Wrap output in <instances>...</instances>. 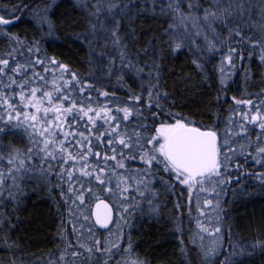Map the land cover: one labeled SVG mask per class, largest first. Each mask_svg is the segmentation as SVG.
<instances>
[{"label":"snow or ice","instance_id":"6c2138e0","mask_svg":"<svg viewBox=\"0 0 264 264\" xmlns=\"http://www.w3.org/2000/svg\"><path fill=\"white\" fill-rule=\"evenodd\" d=\"M75 3L83 9L85 15L88 17L85 33H75V38L80 39L81 36L88 38L87 43L90 55L95 53V44L101 37L103 38L101 49L111 47L117 53V57H108L106 74L112 76L115 70L118 74V82L123 80L124 73H131L136 77H142V75L147 77L144 108L142 109L139 106L142 96L137 94L129 95L127 101V104H131L133 107H128L127 104L124 107H116L115 114H112L113 109L107 105L100 106L98 111L94 110L90 106V96L87 97L89 102L87 108L84 107L83 100L80 106L77 107V102L71 99L70 95H65V93L71 91L67 87L62 88L53 84L52 91L33 87L32 84L36 81H39L45 88L47 87V82L39 73L33 71L32 77L27 80H24L22 77L23 82L19 84H17L12 76H8V80L11 83L6 87L16 85L20 89L19 102L25 107H33L35 112L30 114L23 109L17 111L14 105L5 98L4 92H0V104L10 109V111H5L3 115H0V120L7 117L5 128L10 127L14 122L16 127H24L26 132L31 129L29 132L30 139L36 136L40 138L39 144H35L34 141L37 149L35 153H33L31 148L28 149V159H31L32 155L39 156L41 158V166L38 170L26 167L25 161L19 158V150L14 149L16 160H8L9 168L6 174L0 172V199L4 198L3 194L7 191L8 199L16 205V208H14V211H16L20 203L17 194L23 192L19 181H22L25 176L38 171L41 182L47 183L48 176L53 168V162L66 163L67 160L75 162L76 157L66 151V144L70 145L74 141L80 146V140H77L76 136H79L86 143L90 144V141L84 137L82 132H64L63 126H65L68 119L77 121L82 117H86L90 123L95 124L93 116L89 115L91 112H95L96 116H99L101 112L104 113L105 118L101 127L108 125L105 129L108 135L107 145L112 146L115 143V146L109 149L112 155L109 156L105 153L102 162L98 160L94 167L89 166L88 156L86 155V153H91V147H88L85 151L78 150L79 158L82 162L80 169L82 177L89 178V185L95 182L96 189L94 190L91 186L81 184L78 189L70 186L69 191L75 196L72 203L76 206L84 221L90 219V215H86L85 213L91 214V205L95 204L96 223L102 225L104 228H107L108 224L112 221V209L102 196H107L109 199L114 200L118 212L121 213L117 219L118 233L121 232L122 228H131L125 217H130L132 212L138 207V202L128 204L129 198L126 193L129 188H133L140 197L147 201L150 215L154 217L160 215L159 206L153 204V200L157 199L158 196V193L153 188V183L159 180L166 190H171L173 187L170 181L165 180L160 175L161 172L173 176L175 181L188 185L189 188L197 183L202 187L205 180L211 182L213 177L219 183H230V181H225L221 178L220 170L224 168L227 171L231 159L230 153L237 155L236 150L230 145L232 136L236 138H248L249 143L247 146H239L240 154L245 153L246 147L251 148L254 146L255 157L253 158L264 167V100H261L258 105H253L252 100L239 101L235 97L232 98L236 105L247 104L254 107L256 111L254 114L250 112L241 113L239 120L234 125L238 127L239 131L229 135L231 129H226L222 143H218L216 131L203 125L197 127L195 126V122L190 118L166 111L167 105L162 102L170 100L169 93L164 90L163 86L162 73L167 67L163 61H166L169 57L179 55L184 48H187L189 52H192L193 49L186 21L191 24L197 36L203 37L204 49L207 50V53L227 49L226 54L221 57L218 67L221 91L226 88L225 68L235 69L237 61L242 62L245 59L243 51L245 47L249 49L247 53L248 59H251L253 54L258 52L259 61L264 65V28L261 29V35L258 39L244 34V28L246 27L244 16L247 10L243 0H235V2L234 0H227V7L220 6L221 0H210L212 6L208 8L199 5L196 0H186L187 14L182 11L180 0H75ZM58 6L57 0H50L49 4L43 8L38 10L32 9L28 19L41 33L46 28V34L52 35L57 29V24L51 16L54 15L53 8ZM27 7L26 3L11 7L5 6L3 11L8 12L12 18L8 19L4 15H0V35L12 43L21 46L20 48H10L7 52V59L0 58V73H4V69L9 65L10 59L15 61L14 53L21 52L24 48L29 53L33 51L39 53L41 51L39 41H32V47H28L26 41L6 31L7 28L19 23L23 18L22 15L17 16L16 12L21 8ZM157 8H159L158 13ZM198 13H203V15H199ZM146 15H151L154 18L157 15L159 17L171 15L173 21H178V25L177 23H169L168 27L164 28L159 36L147 41L148 47L136 48V45L139 43L137 39V32L139 31L136 27L137 21ZM234 17L238 18L235 22H233ZM201 22L207 27V32L201 28ZM63 23L68 28H74L79 26L80 21L69 16L63 19ZM217 23L227 30L228 35L226 37L221 38L220 33L217 32L215 27ZM209 33H211V37ZM163 37H167V39L163 40ZM157 41H162L163 46L157 44ZM129 45L136 50L132 51ZM150 50L152 55L149 56L148 60L143 61V66H140L142 63L141 56H148ZM196 52L202 53L203 50L199 46H196ZM100 55L103 56L104 52L102 51ZM117 58L119 60V67L116 66ZM47 59L48 63L59 68L61 73L69 71L67 65L59 63L55 58ZM200 60L207 62V57L200 55L199 58L193 59L192 63L202 74L204 81L207 82L209 79L207 70ZM35 64L44 65V60L37 59L27 65L16 63V67L12 68L11 71L13 73L23 72L26 75L28 68L34 67ZM145 69H147L146 72ZM44 72H49L48 67H44ZM69 74L71 81L78 83L76 73L70 72ZM249 75V70L245 69V76L248 77ZM262 77H264V73H262ZM71 81H62V84H69ZM0 83H2V80H0ZM85 87L89 91L93 90L92 85H84L79 89V92L83 93ZM25 89H27V95H25ZM37 92L41 93L39 97L37 96ZM97 94L103 96L105 99H119L115 94L110 96L108 92L97 90ZM259 95L264 96V90ZM217 100H219V96H217ZM56 101H59V103ZM65 103L68 104V107L64 106ZM172 103L174 104L175 102L172 101ZM144 110L148 111V116L144 115ZM50 113L51 119L48 118ZM21 116H23V120H21ZM130 117H134L140 121L131 131H129L126 124L124 127H121V122H127ZM149 119L151 120L150 124L146 122ZM229 120L232 121L231 116ZM168 121L172 122L169 123ZM252 125L258 126L260 130L255 142H252L248 137V128ZM0 131H4V129H0ZM70 135L73 137V141H68ZM58 136L62 137V139H57ZM96 139L99 142L100 138L97 137ZM222 149H225V151L222 152ZM92 154L97 158L101 157L100 152ZM248 155H251V153H248ZM0 159H3V157H0ZM136 160L142 163V168H126L125 161ZM109 161L112 162L111 165ZM17 164L19 165L18 167L16 166ZM44 164H47L48 167H43ZM236 167L239 168L240 166L236 165ZM120 169L130 174L127 176L121 174L120 178L113 184V178L117 176ZM58 175L61 177L66 175L71 178L72 172L60 169ZM257 175L261 179V191L264 192V173ZM9 179L11 180V185L5 189L4 185ZM238 182L239 179L237 178ZM141 188H143V191H141ZM145 193H148L151 199ZM233 194L235 195V193ZM61 195H64L63 191ZM205 203L212 205L211 201H206ZM214 207L223 211L220 208L219 201H217ZM101 208L104 209L103 213L100 211ZM177 208H179L178 204ZM18 219L19 217H17ZM15 227L11 222V218L0 213V244L10 252L19 250V245L16 241L11 240L10 236L11 230ZM87 231L90 240L87 243H81L78 237L77 245L71 251L73 261L83 257V264H109L114 253L121 251L119 244L107 240L102 242L100 239L95 238L92 229H88ZM201 231L207 232L208 229L201 228ZM177 232H179V228H177ZM120 238V236H117V240ZM196 238L193 237V240L195 241ZM198 238L201 241L199 252L205 264H207L209 260L218 256L221 252L223 247L221 230L219 227H215L212 230L211 239L207 244L203 242L202 236ZM67 247L72 248L71 245H67ZM230 247H232L231 244ZM251 247L255 248L256 245H252ZM259 247L264 249V242H260ZM123 251L125 257H130L132 254L130 232L127 248ZM237 251L242 252L243 250ZM235 254L236 252L226 254L222 264H236V260L234 259ZM180 255L186 259L182 240ZM64 259L65 257L62 252L55 261L49 258L46 262L36 260L34 264H63ZM9 264H17V262L15 259H10ZM117 264H144V262L129 261L127 258H122Z\"/></svg>","mask_w":264,"mask_h":264},{"label":"trees","instance_id":"16d2710c","mask_svg":"<svg viewBox=\"0 0 264 264\" xmlns=\"http://www.w3.org/2000/svg\"><path fill=\"white\" fill-rule=\"evenodd\" d=\"M49 2L50 0H0V15H4L8 19L12 17L9 16L8 12L3 11L5 6L11 7L21 3L28 5L27 8H21L16 12L17 16L22 15L23 17L20 22L7 28L6 31L26 41L28 47H32V41H39L41 49L39 53L35 51L29 53L26 48L22 49L21 52L14 53V58H17V60L10 66L8 65L7 68L13 65L16 66V63H18L16 61L21 59L24 62L23 64L27 65L42 58L44 65L35 64L34 67L28 68L27 71L30 74H33L34 71L44 77L47 87H43V90L52 91L53 84L60 85L62 88L67 87L71 91L65 93V95H70L71 99L77 102V107L80 106L83 100L84 107L87 108L89 106L87 97L90 96V106L94 110L98 111L100 106L107 105L113 109L112 114H115L116 107H124L127 104L129 95L137 94L142 96L139 106L143 109L147 77L143 75L142 77H136L131 73H124L123 80L118 82V74L115 70L112 76L106 74L108 57H117V53L111 47L101 49V44L103 43V38L101 37L95 44V53L90 55L87 43L88 38L85 36H81L80 39L75 38V33H85L88 20L83 9L75 3V0H57L59 6L53 8L54 15L51 16L57 24V29L52 35L46 34V28L41 33L33 26V23L28 19L32 9L43 8ZM196 2L199 3L202 0H196ZM180 3L181 7H186L187 9L186 0H180ZM158 12L159 8H157ZM69 16L80 21L79 26L74 28L66 27L63 19ZM169 23H175L171 15L164 17L157 15L155 18L151 15H146L138 20L136 27L139 29L137 32L139 43L136 48L148 47L147 41L159 36L163 29L168 27ZM166 39L167 37H163V40ZM194 39L193 37L191 38L193 43L192 52L184 48L179 55L169 57L166 61H163L167 65L162 73L163 86L164 90L169 93L170 100L162 102L167 105L166 111L190 118L197 127L203 125L216 131L218 143H222L226 129H231L229 135L239 131L238 127L234 125L239 120V115L236 112L241 110V108L236 106L232 98L235 97L239 101L251 99L261 101V98L255 95L264 83V77H262L264 65L260 63L259 55L254 53L251 59L247 58L245 60L246 67L244 69H248L250 75L248 77L240 76V73L237 72L233 79L226 84V88L221 91L217 72L218 61L220 60L219 56H217L218 54L216 52L207 53V50L202 45L203 41L197 38L195 43ZM157 44L163 46L162 41H157ZM196 46H199L203 52L197 53ZM20 47V45H16L0 35V58L7 57V52L10 48ZM129 47L132 48L131 45ZM135 50V48H132V51ZM102 51L104 52L103 56L100 55ZM151 55L152 52L150 50L148 56H141L142 63L140 66H143V61L148 60ZM200 55L207 57V62L200 60L207 70L209 77L207 82L204 81L202 74L192 63L193 59L199 58ZM23 56L31 58L26 60ZM47 58H55L59 63L67 65L69 71L64 72L63 76H60L54 70L56 67L48 63ZM116 66L119 67L118 58ZM44 67H48V73L44 72ZM146 71L147 69H145ZM9 72H11L10 68ZM70 72L76 73L78 83L71 81ZM15 80L17 84L20 83L18 75H16ZM62 81H71V83L62 84ZM84 85H92L93 90L89 91L85 87L84 92L80 93L79 89ZM32 86L34 87V85ZM17 89L20 92L18 87ZM97 90L108 92L110 96L115 94L119 99H105L97 94ZM39 93H37L38 97L41 95ZM27 94V89H25V95ZM217 96H219V100H217ZM172 101L175 103L173 104ZM64 106L68 107V104L65 103ZM127 106L133 107L131 104H127ZM28 113H33L32 108H29ZM89 115L93 116L95 124L90 123L86 117H82L77 121L68 119L65 126H63L64 132H82L84 137L90 141V144L86 143L79 136H76V139L80 140V146H78L71 135L68 137V141L73 142L70 145L66 144V151L76 157L75 162L67 160L65 163L67 168L72 167L75 172L72 179H65V175L62 177L58 175L62 167L61 164L52 168L53 172L49 174L47 183L41 182L36 172L25 176L22 181H19L23 192L17 194L20 203L16 211H14L16 205L8 199L7 191L4 192V198L0 199V213L11 218L12 224L16 226L11 230L10 236L11 240L16 241L19 245V250L10 252L0 244V264H9L10 259H15L17 264H34L36 260L46 262L49 258L55 261L62 252L64 254L65 244L72 241L74 237L72 232L74 227L71 224L73 223L71 222L73 219V206L72 203L63 199L61 192L63 191L67 197L70 186L78 189L81 185L78 181L80 177L77 175L79 166L76 164L80 162L78 150L85 151L88 147H91V153H86V155L88 156L89 166L94 167L98 160L102 162L105 153L111 156L112 152L109 149L115 146V143L112 146L107 145L108 135L105 129L108 125L101 127L105 118L104 113L101 112L99 116H96L95 112H91ZM144 115H149L147 110H144ZM230 116L232 121L229 120ZM21 118L23 120V116ZM139 122L134 117H130L127 122H121V127L126 124L129 131H131ZM146 122L150 124L151 120L149 119ZM30 131L31 129L26 132L24 127H16L14 122L13 125L4 129V131H0V153H9L10 156L7 154L9 156L8 160L11 159L13 161L16 160V156L12 154L14 149L23 150L26 153L31 148L35 153L37 150L35 144L40 143V138L36 136L30 139ZM97 137L100 138L99 142L96 139ZM248 137L252 142L256 141L255 134L249 129ZM57 139H62V137L58 136ZM230 142L231 147L236 152L239 151L237 156L232 155L234 157L232 164L242 167L238 170L234 169L229 174V177L234 182L225 191L223 201V241L225 244L227 243V251L236 252L237 250H243V252H240L241 255L235 259L236 264H264V259L256 255L264 254V249L259 247V243L264 242V239L258 235L252 237L244 235L247 230L257 233L264 229V192L261 191V179L257 175L264 173V167L255 168L256 164L253 160V156H255L254 146L251 148L246 147L245 153L240 154L239 146H247L249 143L248 138L232 136ZM117 150L119 151V149ZM95 152H100L101 157H95L92 154ZM248 153H251V155H248ZM32 156L33 158L31 159L19 158L25 161L26 167L38 170L41 166V158L37 155ZM5 162H7L5 159H1L0 165L4 167ZM110 163L111 161H109ZM125 165H127L128 169L141 167L139 160L125 161ZM16 166L18 167L19 165L17 164ZM43 167L47 168L48 165L44 164ZM0 172H3V170L0 169ZM235 178H238L240 182L237 183ZM239 184H242V187H239ZM9 185H11L10 179L6 181L4 187L8 188ZM88 186L96 188L95 182L91 185L88 184ZM173 189L176 195L179 194V188L174 186ZM170 197V194L163 195L159 204L160 215L158 217L142 213L137 214L133 218L130 228L133 254L139 261H143L144 264H205L196 245L192 254L183 244L186 259L180 255L181 241L176 231L174 220L176 215H174L175 212H173L174 208ZM102 198L111 205L105 196H102ZM240 201H247V204L239 205ZM181 215L180 221L183 223L186 215L184 210L181 211ZM17 217H19L18 220ZM98 229L101 233L106 230ZM182 238H185V236L183 237L182 235ZM230 244L232 247H230ZM252 245H256V247L253 248L251 247ZM79 260L83 261L82 258ZM211 264H219V262L215 258Z\"/></svg>","mask_w":264,"mask_h":264},{"label":"rangeland","instance_id":"374dc122","mask_svg":"<svg viewBox=\"0 0 264 264\" xmlns=\"http://www.w3.org/2000/svg\"><path fill=\"white\" fill-rule=\"evenodd\" d=\"M235 2V0H234ZM244 4H245V8H246V14L244 16V20L246 22V27L244 28V34L247 36H252L254 39H258L261 35V29L264 28V0H243ZM199 5H202L204 8H208L211 7V3L210 0H202V2L198 3ZM221 7H227V0H221ZM182 11L187 14L188 13V9H186V7H181ZM199 15H203V13H198ZM238 19L236 17L233 18V22H235V20ZM175 23H177L178 25V21H175ZM186 24H188V28H189V34L190 37L195 38L194 42H197V38H200L203 41V37L202 36H197L195 33V30L192 29L191 24L189 22H185ZM217 32L220 33L221 38L226 37L228 35L227 30L221 26L219 23H217L215 25ZM201 28L203 29V31L207 32V27L205 25H203V22H201ZM193 32V34H192ZM196 36V37H195ZM209 36L211 37V33H209ZM204 42V41H203ZM202 42V45L204 47V43ZM227 49H221L216 51V53L218 54L217 56H219L220 60L221 57L224 56L226 54ZM244 51V55H245V59L240 62L237 61V66L235 69H229V68H225V79H226V84L228 82H230L233 77L236 75L237 72L240 73V76H245V69L244 67H246V59H247V53L249 51V49L247 47H245L243 49ZM257 55L258 52H255ZM36 55V54H35ZM25 57V59L29 60L31 57H27V56H23ZM8 57H5L4 59H7ZM34 59V56H33ZM42 60V58H40ZM235 59V58H234ZM15 60H17V58H15ZM25 60V61H26ZM35 60V59H34ZM220 60L218 61V66H217V72H218V76H219V71H218V67L220 64ZM23 60H19L16 61L19 64H23L24 62H22ZM15 61H13L12 59L9 60V66ZM245 62V63H244ZM28 63V62H27ZM244 63V65H243ZM26 65V64H24ZM8 67V66H7ZM5 68L4 69V73H0V80H2V83H0V92H4L5 94V98L9 100L10 103H12L14 105V107L16 108V110L20 111L21 109H23L24 111L29 112V108H32L33 113L35 112V109L31 106L25 107L22 103L19 102V90L17 89L16 85H11V87H6L7 85H10V81L8 80V76H12L14 79L16 77V75H18L20 77V83L23 82L22 81V77L24 80H27L29 78L32 77V74L26 73V75L21 72V73H13L12 71L9 72V68L10 70L12 68H15L16 66L13 65L9 68ZM56 70L60 76H63V73H61V70L59 68L54 69ZM34 87L37 88H43L44 86L41 85V83L35 82ZM57 85V84H56ZM60 86V85H58ZM264 90V83L261 86V88L257 91L256 95L257 97L261 98V100H264V96H260L259 93ZM39 93V92H37ZM41 94V93H39ZM55 95V94H54ZM253 101V105H258L260 103L259 100L254 101V99H251ZM242 101H246V100H242ZM57 103H59V101H56ZM235 102V101H234ZM236 104V103H235ZM23 106V108H22ZM46 106V105H45ZM239 106V108H241V110H237V115H239L241 113L244 112H250V113H255L256 109L250 105L247 104H241V105H236ZM5 111H10V109H7L5 105L0 104V115H3V113ZM51 115V113L49 114ZM49 119L52 118V116L48 117ZM22 120V118H21ZM7 122V117H4L3 120H0V129H6L5 128V123ZM171 123V122H170ZM13 125V123H12ZM15 125V124H14ZM249 131H252L255 136L257 137V135L259 134L260 130L258 128V126L252 125L249 126ZM223 142V139L222 141ZM231 145V142H230ZM27 146H29V144H27ZM30 149V148H29ZM28 151V150H27ZM225 151V149H222V152ZM20 153V157L24 158V159H28V152L24 153L23 150H19ZM22 153V154H21ZM34 153V150H33ZM237 155L239 153L236 152ZM9 153L6 154H2L0 153V157H3V159H5L7 162H5L4 167L0 165V169L3 170V173H7L8 171V158L10 156L7 155ZM12 154L14 156L15 152L12 150ZM231 159L229 162V166L227 171L224 170V168H221V178L225 181H230V183H219L217 181V179L215 177H213L211 179V182H209L208 180H205L203 183V186L201 187L200 184H194L191 188H189L188 185L185 184H181L178 181H175L173 176H170L166 173H160V175H162L164 177L165 180L170 181L173 184V187L176 186L177 188H179V194H175L174 189L172 187L171 190H166L165 187L163 185L160 184L159 180H156L153 183V188L156 190V192L158 193L157 199L153 200V204H156L159 206L163 195H169L170 194V199L172 200V206H173V212L174 215V220H175V224H176V231L177 228H179V232H177L178 236L180 237V241H183V244H185L186 249L192 254H193V249L194 246L196 245L198 248L200 246V239L198 238L199 236L203 237V242L205 244H207L210 239H211V234H212V230L215 227H219L221 230V234H222V241H223V230H222V217H223V211H220L219 209L215 208L214 205H216L217 201H219L220 204V208L223 209V201H224V196H225V191L227 190V188L232 184V182H234V180L232 178L229 177V174L234 171V169L238 170L240 169L242 166H240L239 168H237L235 165L232 164L234 157L232 156V154H229ZM234 155V156H237ZM255 157V156H253ZM33 158V156L31 157ZM257 159H259L257 157ZM254 163L256 164L255 168H259L261 167V164L256 162V159H254ZM1 162V159H0ZM4 162V161H3ZM58 164H61V169H64L66 172L67 171H71L72 172V177L69 178L65 175V179H72L74 177V170L72 167L67 168L65 165V163H61V162H54L53 163V167H57ZM77 166H79V170L77 172V175H79L80 179L78 180L80 184H85L86 186H88V179L89 178H84L82 177V174L80 172V169L82 167V162H77L76 163ZM112 164V162L110 163V165ZM141 167L142 168V163L140 162ZM90 165V164H89ZM127 168V165H125ZM138 169V168H135ZM107 171V169H106ZM53 172V170L51 171ZM38 174V171L36 172ZM124 175L127 176L130 173L124 172L123 169L118 170V174L116 177L113 178V184H115L116 180L120 178V175ZM227 178V179H226ZM235 180H237V178H235ZM240 182V181H239ZM239 187H242V184H239ZM7 187L5 186V189ZM94 190L96 189L95 187H92ZM141 191H143V188H141ZM163 194V195H162ZM126 195L128 196L129 200H128V204H132L133 202H138V207L132 212L131 216L128 217L126 216L125 219L128 220V223L130 225H132L133 222V218L137 215V214H142L144 213V215H150V209L149 206L147 204V201L140 197L133 188H129ZM146 196H148V193H145ZM104 197V196H103ZM109 202L112 205L113 208V212H114V220H113V224L110 228H108L107 230H105L103 233H101L96 225V223L93 220L92 217V210H93V206L91 205V214L89 213H85L86 215H90V219L88 221H84L82 219V217L80 216V212L77 211V208L75 205H73L72 201L73 199H75V196H73V194L69 191L68 196L66 197L65 195H63V199L69 203H72L73 206V210H72V214H73V219L71 222L72 226L74 227L72 229L73 232V239L71 242H68L67 244H65V250H64V262L63 264H83V261H80L79 259L73 261V258L71 256V251L76 247L77 245V239L78 237L80 238V242L81 243H87L90 240L89 234H88V229H92V232L95 234V238L100 239L102 242L107 240L109 242H116L119 244V247L121 249V251L119 253H114L112 259L109 261V264H117L118 261H120L122 258H127L129 261L132 260H136L139 261L135 255L131 254L130 257H125V253H124V249L127 248V240H128V235L131 229L128 228H122L121 232H117V219L118 216L121 215V213L118 212L117 208H116V204L115 201L112 199H109L107 196H105ZM149 199H151L150 196H148ZM87 199V197H86ZM206 201H211L212 205H208L205 202ZM177 204L179 205V208H177ZM247 201H240L239 205H246ZM128 206V205H125ZM233 206V205H232ZM233 208V207H232ZM185 212V217L183 219V223L180 221L181 219V211ZM202 213V214H201ZM152 216V215H150ZM186 220V222H185ZM217 221H219V223H217ZM185 222V223H184ZM201 228H205L208 229L207 232H202ZM75 229V231H74ZM122 233V235H121ZM82 234V235H81ZM185 236V238H182ZM247 237H252V236H260L262 239H264V229H262L260 232L257 233H253L250 231H246V233L244 234ZM117 236H120L121 238L119 240H117ZM193 237H197L195 239V241L193 240ZM67 245H71L72 248H68ZM227 247V243L225 244L223 241V247L221 249V252L218 256L214 257L213 259L209 260L207 263H212L215 258L216 260H218L219 264H222V261L224 260V256L228 253H230L231 251H227L228 249ZM79 250V249H76ZM243 252V251H242ZM221 255V256H220ZM241 253L236 251V254L234 255V259L237 258V256H240ZM259 257H262V259H264V254L260 255V254H256ZM257 257V258H259ZM83 259V257H81ZM219 258V259H218Z\"/></svg>","mask_w":264,"mask_h":264},{"label":"water","instance_id":"95a60500","mask_svg":"<svg viewBox=\"0 0 264 264\" xmlns=\"http://www.w3.org/2000/svg\"><path fill=\"white\" fill-rule=\"evenodd\" d=\"M106 201V200H105ZM107 202V201H106ZM108 203V202H107ZM109 204V203H108ZM110 205V204H109ZM111 206V205H110ZM111 209H112V207H111ZM102 213H103V211H104V209L103 208H101V210H100ZM95 212H96V209H95V204H94V206H93V210H92V217H93V220H94V222L96 223V217H95ZM112 220H113V209H112ZM111 223H112V221L108 224V226H107V228H109V226L111 225ZM96 225H97V227L98 228H100V229H107V228H104L102 225H100V224H98V223H96Z\"/></svg>","mask_w":264,"mask_h":264},{"label":"flooded vegetation","instance_id":"af4514ba","mask_svg":"<svg viewBox=\"0 0 264 264\" xmlns=\"http://www.w3.org/2000/svg\"><path fill=\"white\" fill-rule=\"evenodd\" d=\"M111 207H112V205H111ZM113 209V208H112ZM113 220H114V212H113ZM113 220H112V223H111V225L109 226V228L112 226V224H113ZM108 229V228H107ZM106 229V230H107ZM105 230V229H104Z\"/></svg>","mask_w":264,"mask_h":264}]
</instances>
